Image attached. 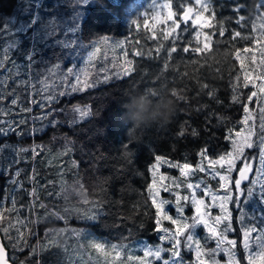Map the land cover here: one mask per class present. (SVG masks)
I'll list each match as a JSON object with an SVG mask.
<instances>
[{
    "label": "trees",
    "instance_id": "obj_1",
    "mask_svg": "<svg viewBox=\"0 0 264 264\" xmlns=\"http://www.w3.org/2000/svg\"><path fill=\"white\" fill-rule=\"evenodd\" d=\"M148 1L42 0L38 27L54 30L55 36L38 45L29 62L24 53L32 47L30 33H16L10 23L27 19L18 15L21 0H0V126L16 129L0 136V146H10L0 152V235L12 264H55L60 259L55 240H45L48 216L36 212L42 220L33 222L28 206L31 169L39 171L33 177L39 199L54 205L71 199V192L78 194L90 206L76 214L80 223L95 214V222L87 225L117 242L151 241L154 236L155 207L148 191L149 167L156 157L187 165L229 153L235 164L253 159L260 175L248 188L255 189L253 199L264 213L258 199L264 183L259 159L264 3L209 0L208 25L199 28L193 21L194 0H168L173 15L168 25L155 24ZM76 25L75 32L68 31ZM56 40L75 43L64 48ZM55 60L62 61L55 77L64 86L48 95V64ZM28 74L36 88L37 108L32 109L24 85ZM74 107L90 108L92 115L80 120ZM50 128L57 129L51 137ZM251 142L257 147H245ZM122 144L129 145V159ZM69 158L74 160L72 173L67 170L62 184L49 162L66 165ZM225 189L230 228L221 223L224 251L231 255L226 247L232 239L230 250L237 252L225 264H256L254 258L264 262V216L253 211L252 201L233 199L234 183ZM67 209L61 211L73 216ZM198 244L205 242L199 239ZM183 252V264H196L194 251Z\"/></svg>",
    "mask_w": 264,
    "mask_h": 264
},
{
    "label": "rangeland",
    "instance_id": "obj_2",
    "mask_svg": "<svg viewBox=\"0 0 264 264\" xmlns=\"http://www.w3.org/2000/svg\"><path fill=\"white\" fill-rule=\"evenodd\" d=\"M202 3L209 5V0H194L195 15L193 21L199 28L208 25L207 20L210 13V7L208 11H205L201 7ZM147 7L155 24L163 22L168 25V21H173L168 0H149ZM71 63L76 64L77 60L72 59ZM61 68V60H55L48 64V71L52 74V82L45 90L48 95L62 91L64 84L61 80L59 81L57 76L55 77L56 71L61 70ZM27 80L28 82L25 81L24 85L27 87L28 107L30 109L37 108L35 104L36 88L30 74L27 75ZM59 83L62 87L59 86ZM260 86L261 88L264 87L262 82ZM51 133L56 134L57 129L50 128L49 137H51ZM60 154V150L55 153L56 156ZM232 154L229 153L223 156V160H199L196 165H189V168L184 169L185 175H182L180 171V168L185 164L165 158H163L165 160L161 159L159 163L156 160L151 164L149 167L151 178L148 195L155 207L156 215L155 232L151 241L146 237L126 242L111 240L109 237L98 233L93 226L87 225V223L92 224L95 222V219L90 218L95 214L89 216L85 221L86 224H81V219L76 217V214L79 213L80 208L86 207L90 211V206L86 205L85 200L81 199L78 194L76 196L74 192L69 193V197L75 199V201L69 199L50 205L39 199L38 182L33 179L34 174L39 172L37 168L31 169L29 176L31 191L28 195V206L31 207L34 224H36V220H42L36 212L42 213L43 217L45 214L48 216L47 221L49 222L44 225L45 240L46 242L55 240V250L58 251L60 256L55 264H163L164 260L171 258L174 246H178L179 252L183 254H185L183 250L186 251V249L194 251L193 259L196 264H225L227 263L226 258L228 257L231 260V255H237V252L234 248L230 250L232 243L229 247H226L228 252L231 251V255L224 251L225 240L221 231V223L223 222L225 228V224H228L229 215L224 206L225 193L223 191H226L225 188L229 183H234L236 175L242 167L249 169V175L240 185V188H236L233 199L236 196L241 200L252 201L254 203L252 206L253 211L259 213L261 217L264 216L259 204L253 197L247 195V188L260 175L259 167L255 169L252 163L253 159L247 158L235 164L229 159ZM237 160H239V157ZM49 165L53 171L58 172L60 181L63 184L64 174L67 170L72 173L74 160L66 159V165L51 160ZM189 184L193 187L189 188ZM158 206L159 215H157ZM66 209L70 210L73 216H68L64 211H61ZM92 213H97L94 206L92 207ZM169 216L172 218L171 220L166 218ZM196 217H199L201 222L197 223L195 228L185 227V225H191L193 218ZM157 218L159 224L156 223ZM218 218L219 222H217ZM163 229H167V233ZM189 235L192 237L191 240H188ZM162 236L165 238L161 239ZM199 239L205 244L200 246L198 244ZM229 240L233 242L232 239ZM156 249H163L161 252L162 258L145 255L146 251H155ZM254 261L256 264H264V262L255 258Z\"/></svg>",
    "mask_w": 264,
    "mask_h": 264
},
{
    "label": "snow or ice",
    "instance_id": "obj_3",
    "mask_svg": "<svg viewBox=\"0 0 264 264\" xmlns=\"http://www.w3.org/2000/svg\"><path fill=\"white\" fill-rule=\"evenodd\" d=\"M84 3H87V0H84ZM262 3H264V0H262ZM43 7L42 5V0H21L20 2V6H19V11H18V15L20 17H27V19H20L19 23L17 24V20L14 19L10 21V23L13 25V27L15 28L16 33H20V34H24V35H28L30 33L29 39L33 42L32 43V47L30 50H27L24 53L25 58L31 62L38 50V45H47V42L49 40V38L54 37L55 36V31H42L38 25L41 23L42 17L40 15V9ZM201 7L205 10L208 11L209 10V5L207 3H202ZM235 11H240L239 8L235 9ZM242 19V18H241ZM78 25H76L75 27H70L68 29V31L70 32H75L77 29ZM239 35V34H237ZM57 45H60L64 48H69L72 46V43H75L74 41L72 43H65L63 41L60 40H56L54 42ZM177 49L176 48H172L171 52H176ZM184 52H188L189 49L188 48H184L183 49ZM171 52L169 53V55H171ZM137 55H141V53H137ZM69 74L73 73V69L69 68L68 69ZM87 86V85H86ZM204 87H207V85H204ZM77 90L75 88V86H73V91ZM210 96L212 95L211 92L208 93ZM173 95H176L175 92H173ZM49 99H53L52 97H49ZM233 99L235 100L236 98L233 97ZM251 99V97H250ZM13 104L16 103L15 100L12 101ZM73 111L76 113H79V119L83 120L86 117H89L92 115V112L90 110V108H80V107H74ZM245 111L247 112L248 110L245 109ZM78 121H73V125L75 123H77ZM3 122L0 121V125H2ZM261 131L264 132V122L261 123ZM16 132V129L13 128L12 126H8L7 128L0 126V136H7L9 133H14ZM251 132V130H250ZM185 134L184 130L182 129L179 133V135L183 136ZM192 135H197L196 131L193 130ZM245 147L247 148H256L257 144L255 142H251V143H247L245 145ZM10 148L9 145H3L0 146V152H2L4 149ZM122 149L123 151V156L125 159H129L131 156V153L129 151V145L128 144H122ZM207 149L202 150V152L200 153L201 156L206 155ZM103 155H101V157H99V159H102ZM221 160L224 159V157L220 158ZM259 159L262 165V168H264V137L261 138L260 140V146H259ZM157 163H159L161 161L160 157H156ZM18 161H13V163H17ZM231 164V162H229ZM190 166L185 164L180 168L181 174L185 175L184 169L189 168ZM201 170H203L201 168ZM19 173H17L18 175ZM241 175L243 177V171L241 172ZM161 179H163V177H161ZM223 179V177H222ZM254 183V182H253ZM235 186L236 188H240V181L237 180L235 181ZM189 188H192L193 185L189 184L188 185ZM255 194V189L250 187L247 189V195L248 197H253ZM179 199V197H178ZM260 203L262 205H264V183H262L260 185V192H259V197H258ZM195 203V200L193 201ZM163 203V202H162ZM264 214V213H262ZM157 215H159V206H158V211H157ZM91 219H95L96 217H90ZM167 219H172L170 216L166 217ZM227 219V218H225ZM201 221L199 220V217L193 218V223L191 225H185V227L187 228H195L197 223H200ZM217 222H219V218L217 220ZM157 224H159V219L157 218L156 221ZM173 223H175V221H173ZM230 225L229 224H225V230H229ZM163 231L165 233H167V229H163ZM249 231H254V229H249ZM245 236H248V232H245ZM165 237H161V239H164ZM192 237L189 235L188 236V240H191ZM230 243H234V242H230ZM178 245V242H177ZM245 248H248V244L245 243ZM163 251V249H156L155 251L149 250L145 252V255H153L156 258H162L161 257V252ZM3 253V249L0 248V256H2ZM163 264H183V261L180 257V252L178 250V246H174L173 250H172V255L171 258L168 260H164Z\"/></svg>",
    "mask_w": 264,
    "mask_h": 264
},
{
    "label": "water",
    "instance_id": "obj_4",
    "mask_svg": "<svg viewBox=\"0 0 264 264\" xmlns=\"http://www.w3.org/2000/svg\"><path fill=\"white\" fill-rule=\"evenodd\" d=\"M243 171V177L241 175V172ZM249 175V169L247 167H242L240 169V171L238 172L237 174V178L235 181L239 180L240 181V185L242 182H244L246 180V178L248 177ZM0 248L3 249V253H2V256H0V264H12L10 261H9V258H8V251L7 249L5 248L4 244H3V241H2V238H1V235H0Z\"/></svg>",
    "mask_w": 264,
    "mask_h": 264
}]
</instances>
